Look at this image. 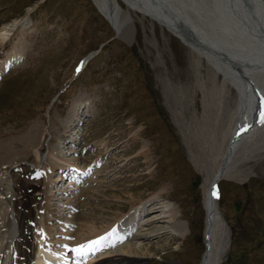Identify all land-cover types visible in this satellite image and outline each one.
<instances>
[{"label": "rangeland", "instance_id": "1", "mask_svg": "<svg viewBox=\"0 0 264 264\" xmlns=\"http://www.w3.org/2000/svg\"><path fill=\"white\" fill-rule=\"evenodd\" d=\"M119 6L126 8L121 2ZM29 7L25 28L14 30L9 44H0V73L13 53L20 56L0 77V144L6 146L0 150V163L4 160L11 168L26 164L36 169L33 178L39 183L43 178L49 182L41 199V220L48 224L51 242L78 236V213L81 221L105 230L145 203L149 214L135 228L145 236L140 241L144 254L117 264H200L202 176L165 103L161 78L166 72L154 46L169 63L171 81L191 87L186 96L195 94L201 108L199 89L192 92L199 77L187 47L131 11L130 26L124 22L132 37L130 42L123 39L93 0H0V26L22 17ZM89 54L75 76L77 64ZM199 69L202 84L211 88L204 61ZM233 94L230 90L232 107ZM29 138L42 145V160L34 148L25 150ZM69 162L87 170L77 184L61 169ZM248 167L244 182L218 184L219 207L231 234L222 264H264V157L242 166ZM178 210L188 223L182 238L161 229ZM68 223L71 227L63 226ZM146 228L159 233L148 240Z\"/></svg>", "mask_w": 264, "mask_h": 264}, {"label": "bare ground", "instance_id": "2", "mask_svg": "<svg viewBox=\"0 0 264 264\" xmlns=\"http://www.w3.org/2000/svg\"><path fill=\"white\" fill-rule=\"evenodd\" d=\"M93 1L98 12L123 39L127 38L129 41L132 37V33L129 34L127 30L132 20L130 11L138 12L143 19L153 24L156 23L161 29L177 38L191 54L192 66L196 77H199L198 85L193 86L192 92L196 93V87L199 89L202 97L201 108H199L198 101H195V94L186 96L189 88L192 89L191 87L177 85L171 81L168 77V72L170 73L171 70L169 63L163 52L159 51V47L154 46L157 51V62L161 60L166 72L161 78L165 103L172 114L194 168L202 176L201 207L204 251L199 263L222 264L230 248L231 234L219 207L218 184L223 180L244 182L248 179L251 168L244 169L242 166L264 157V46L263 49H259L252 32L244 31L243 26L231 22L230 19L234 12L231 11L227 2V6L225 4L224 8L219 9L218 4H210L211 0ZM119 2L124 3L126 8H121ZM31 10L32 7H29L22 17L0 26V44L12 41L14 30L25 28L24 26L30 21L27 15ZM125 19L129 21V26L124 22ZM185 31H192L198 40L202 37L218 51L237 56L250 64L254 68L253 72L259 74L253 76L248 72L245 73V78L243 75L233 76L228 67L229 70L226 68L225 72L224 69L220 70L214 58L186 45L185 35L182 33ZM18 58L19 55L13 53L5 61L3 71L17 63ZM203 61L206 66L204 77L206 81L213 84L208 89L200 80L203 75L199 67L202 66ZM218 77L221 79L219 80ZM230 90L235 94H233L234 100L236 99L233 107L228 101ZM184 98H187V103ZM192 101L194 103L191 106ZM225 119L228 124H221L222 121L225 123ZM29 140L31 141L25 145V150L31 151V148H34L35 156L41 160L42 145L35 139L29 138ZM4 147L6 146L0 144V150ZM7 154L8 152L4 153L5 156ZM212 162L215 163L213 167ZM0 164H2L0 167V264H70L68 260L71 258L75 259L71 264L77 262L78 264L87 262L88 264H117L124 258L136 261L144 254L140 241L145 236L136 232L135 228L140 227L141 220L139 219L144 217H140V213L145 208L141 210L136 206L127 216L120 217L113 223L122 224L124 227L118 234H114L113 224L103 230L102 226L81 221L78 213L74 219L80 220L79 226L81 227L73 242L75 245L72 246L69 242L63 244L62 247H53L50 243L48 224L44 221L45 218L41 220L40 216L38 219L39 212H36L41 209L44 187L48 188L49 182L47 185L45 180L42 183L28 181L27 179L31 178L35 170L23 163L18 164L15 169L5 165L4 160ZM68 164L61 169L67 168V172L70 169L71 173L76 176L83 174L75 162ZM214 183H216V195H212V200H210L209 190ZM155 201H152L150 205H154L157 202ZM145 210V213L149 214V210ZM180 217V211L173 213L170 221L166 223L167 226L161 229L180 238L184 237L188 231V223L186 219ZM137 218L139 219L136 220ZM146 230L148 232L142 233H148L146 238L148 240L159 233V231L147 228ZM104 236H107V239L102 242L100 249L104 248V251L98 254L99 257H96L93 252H88L87 249H85V255H78L74 251L77 247L88 245L89 242ZM116 246L117 249L114 252L113 248ZM148 249L151 250V246Z\"/></svg>", "mask_w": 264, "mask_h": 264}, {"label": "water", "instance_id": "3", "mask_svg": "<svg viewBox=\"0 0 264 264\" xmlns=\"http://www.w3.org/2000/svg\"><path fill=\"white\" fill-rule=\"evenodd\" d=\"M231 8L234 14L231 16V22L237 23L239 26H243L244 31L254 34V40L259 49H263L264 46V1L263 0H211V3L219 5V9L225 4ZM237 3V4H235ZM226 4V6H227ZM217 5V6H218ZM224 8V7H223ZM186 32V33H185ZM182 32L185 35L184 40L186 45L195 51H201L204 55H208L210 58L215 59V64L220 70L224 72L229 68L234 75H243L246 78L245 73H252L255 76L256 72L250 64L242 61L233 54L218 51L206 42L202 37L198 40L192 31ZM200 39V37H199ZM263 55V54H262ZM228 67V68H227ZM227 68V69H226ZM228 69V70H229ZM249 73V74H250ZM231 76V75H230ZM234 78V77H233ZM216 182V181H215ZM215 191V183L209 190V199L212 200V193Z\"/></svg>", "mask_w": 264, "mask_h": 264}, {"label": "snow or ice", "instance_id": "4", "mask_svg": "<svg viewBox=\"0 0 264 264\" xmlns=\"http://www.w3.org/2000/svg\"><path fill=\"white\" fill-rule=\"evenodd\" d=\"M77 71H79V69H77ZM212 195L215 196L216 192L214 191ZM106 239H107V236L99 237L96 240L89 242L88 245H81L77 247L76 249H74V251L78 255H85L86 254L85 249H87L88 252H94L97 248L102 247V242Z\"/></svg>", "mask_w": 264, "mask_h": 264}]
</instances>
